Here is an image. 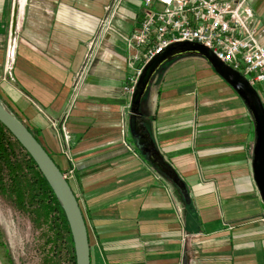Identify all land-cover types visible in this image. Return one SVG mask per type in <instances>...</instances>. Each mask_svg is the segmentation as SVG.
Listing matches in <instances>:
<instances>
[{"label": "crops", "instance_id": "crops-1", "mask_svg": "<svg viewBox=\"0 0 264 264\" xmlns=\"http://www.w3.org/2000/svg\"><path fill=\"white\" fill-rule=\"evenodd\" d=\"M114 2L0 0V101L67 177L90 264H264L248 109L211 66L194 80L164 69L151 83L141 119L186 186V203L129 141L122 88L135 49L123 36L139 27L144 0L120 1L113 31L88 58ZM248 3L264 30V0Z\"/></svg>", "mask_w": 264, "mask_h": 264}, {"label": "built area", "instance_id": "built-area-1", "mask_svg": "<svg viewBox=\"0 0 264 264\" xmlns=\"http://www.w3.org/2000/svg\"><path fill=\"white\" fill-rule=\"evenodd\" d=\"M120 1L115 0L106 8L88 58L95 55L105 34L113 31L112 22L121 12ZM142 8L139 27L123 36L127 47L135 49L128 59L130 73L122 88L129 99L147 63L176 43L206 47L253 87L264 84V30L255 26V14L248 0H144ZM82 77L83 73L75 84ZM64 264H69V260Z\"/></svg>", "mask_w": 264, "mask_h": 264}, {"label": "water", "instance_id": "water-1", "mask_svg": "<svg viewBox=\"0 0 264 264\" xmlns=\"http://www.w3.org/2000/svg\"><path fill=\"white\" fill-rule=\"evenodd\" d=\"M197 56L204 59L212 67L215 74L224 80L228 86L238 94L244 106L248 109L254 124L253 159L251 163L253 180L256 183L259 196L264 203V107L259 95L249 82L237 71H233L227 65L217 60L212 51L195 43H176L164 49L161 54L150 60L143 70L138 84L132 95L129 107L128 127L132 141L141 156L163 177H166L173 185L182 199L190 203L186 186L170 165L159 155L155 142L150 132L142 122L141 105L151 81L166 63L176 58ZM0 123L10 132L13 138L22 146L31 159L34 160L40 173L52 188L54 195L60 203L68 221L74 247L76 264H90V246L88 231L86 230L85 218L83 217L80 203L77 200L67 179L42 144L34 137L18 118L3 106L0 101Z\"/></svg>", "mask_w": 264, "mask_h": 264}, {"label": "rangeland", "instance_id": "rangeland-1", "mask_svg": "<svg viewBox=\"0 0 264 264\" xmlns=\"http://www.w3.org/2000/svg\"><path fill=\"white\" fill-rule=\"evenodd\" d=\"M248 5L250 4L248 3ZM205 66L209 65L200 57L191 55L176 58L162 66L153 78L152 86H156L164 69L174 68L173 76H177L178 79L186 77L189 80H194L197 74L201 75ZM253 88L264 107V84H257ZM148 93L149 91L144 96V100L147 99ZM129 141L131 142L130 135ZM0 234V264H64L68 261L66 250H69V247L67 243H64L67 249L59 242L54 245V248L48 241L52 237L49 226L40 223L33 213L19 209L3 196H0ZM5 247L9 248L10 255Z\"/></svg>", "mask_w": 264, "mask_h": 264}, {"label": "trees", "instance_id": "trees-1", "mask_svg": "<svg viewBox=\"0 0 264 264\" xmlns=\"http://www.w3.org/2000/svg\"><path fill=\"white\" fill-rule=\"evenodd\" d=\"M34 137L36 138L35 135ZM0 196L9 199L19 209L33 213L40 223L47 224L52 232V237L48 241L54 248L58 242L63 247H65L64 243H67L69 250L65 248L68 260L71 264H76L71 232L60 203L34 160L1 123Z\"/></svg>", "mask_w": 264, "mask_h": 264}]
</instances>
